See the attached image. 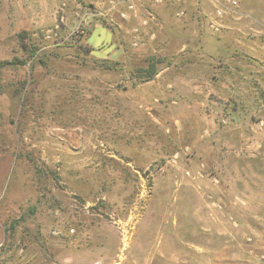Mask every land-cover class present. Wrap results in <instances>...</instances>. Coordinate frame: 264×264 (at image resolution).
<instances>
[{
	"label": "rangeland",
	"instance_id": "374dc122",
	"mask_svg": "<svg viewBox=\"0 0 264 264\" xmlns=\"http://www.w3.org/2000/svg\"><path fill=\"white\" fill-rule=\"evenodd\" d=\"M155 2L0 0V264H264V0Z\"/></svg>",
	"mask_w": 264,
	"mask_h": 264
},
{
	"label": "crops",
	"instance_id": "0c3cea01",
	"mask_svg": "<svg viewBox=\"0 0 264 264\" xmlns=\"http://www.w3.org/2000/svg\"><path fill=\"white\" fill-rule=\"evenodd\" d=\"M134 5L136 9L135 11L131 12L129 20L121 21V24H119L121 27H124L126 31H127V26L124 25L125 22L129 23V25H132L138 22L141 23L142 16L143 17L148 16L150 13H153L155 16H157L159 12L165 10V9H162L163 4H156V2L154 3V0H134ZM157 20H162V22L159 21V23H154V22L153 23L154 25H157L160 28L164 26L163 23L167 22L163 18L157 19ZM153 27L155 26H152L151 28L153 29ZM100 28L101 27L96 26V29L94 30V35H93L94 38L90 40L94 46L97 45V43H100L101 41L106 42L111 39V32H110V38H109V34L106 32H104L103 35L100 36V32L102 31ZM160 28L158 27L154 28L153 30H155L154 32L155 34H153L152 36L154 37V35H160V37L162 36L161 39L164 40L167 38V35L166 34L164 35ZM122 51L123 50H121V52Z\"/></svg>",
	"mask_w": 264,
	"mask_h": 264
},
{
	"label": "trees",
	"instance_id": "16d2710c",
	"mask_svg": "<svg viewBox=\"0 0 264 264\" xmlns=\"http://www.w3.org/2000/svg\"><path fill=\"white\" fill-rule=\"evenodd\" d=\"M148 62H149V67L143 70L144 71L142 72L143 77H140L141 81L143 82L153 79L154 75L157 73V65L159 63H162L163 59L153 56L148 60ZM14 63H15L14 60H3L0 61V67H7L13 65ZM101 63H102L101 65H104L103 62ZM102 67H106V66H102ZM106 68L112 69V66H107Z\"/></svg>",
	"mask_w": 264,
	"mask_h": 264
},
{
	"label": "built area",
	"instance_id": "2783aa9c",
	"mask_svg": "<svg viewBox=\"0 0 264 264\" xmlns=\"http://www.w3.org/2000/svg\"><path fill=\"white\" fill-rule=\"evenodd\" d=\"M232 4H236L237 3V0H229ZM129 8H131V9H133L134 8V5L132 4V3H130L129 4ZM217 13H218V15H222L223 14V11L222 10H218L217 11ZM122 16L123 17H127L128 16V14H127V12H123L122 13ZM145 23H147V21L145 20L144 21ZM136 30V29H135ZM261 258L263 259V262H264V253L261 255Z\"/></svg>",
	"mask_w": 264,
	"mask_h": 264
}]
</instances>
